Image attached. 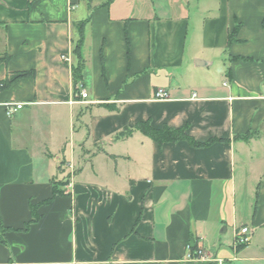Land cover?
Here are the masks:
<instances>
[{
	"label": "crops",
	"instance_id": "0c3cea01",
	"mask_svg": "<svg viewBox=\"0 0 264 264\" xmlns=\"http://www.w3.org/2000/svg\"><path fill=\"white\" fill-rule=\"evenodd\" d=\"M263 16L264 0H0V264H264ZM143 120L222 140L118 135Z\"/></svg>",
	"mask_w": 264,
	"mask_h": 264
},
{
	"label": "trees",
	"instance_id": "16d2710c",
	"mask_svg": "<svg viewBox=\"0 0 264 264\" xmlns=\"http://www.w3.org/2000/svg\"><path fill=\"white\" fill-rule=\"evenodd\" d=\"M91 1V0H89ZM90 18L86 17L81 20H77L73 22V28L75 32V37L72 39L73 43V55H74V62L72 63V73H73V82L75 86V91L78 89V84L83 81L84 78V69H85V59L83 56V45L85 42V28L89 22ZM262 25L264 26V16L262 18ZM240 25H235L232 32L229 35V42H232L239 30ZM229 71V69H228ZM230 72V71H229ZM25 74V73H24ZM3 87L7 85L6 82L0 84ZM133 130H138L145 134L146 136L150 137L154 141H156L159 145H162L165 142H176L185 140L189 142L194 147H206L213 144L216 141L222 140L217 138H210L205 142H201L196 140L191 134L188 132V125L173 128L168 125H164L163 127L156 128L153 127L149 120L138 121L133 128H125L121 133L118 135H125ZM251 137L250 134H247L246 138ZM63 191L59 188L58 183L55 182V189L54 195L62 194ZM35 219L38 216L34 215ZM6 228L0 225V236L4 234ZM246 244L238 245L239 247L244 246Z\"/></svg>",
	"mask_w": 264,
	"mask_h": 264
},
{
	"label": "built area",
	"instance_id": "2783aa9c",
	"mask_svg": "<svg viewBox=\"0 0 264 264\" xmlns=\"http://www.w3.org/2000/svg\"><path fill=\"white\" fill-rule=\"evenodd\" d=\"M63 59L65 61L69 60V58L66 55H63ZM155 95L156 98L158 99H166L169 97V92L165 88H159L157 89ZM81 96L82 98H86L88 96V92L83 90L81 92ZM193 96H196V94L194 93ZM23 106L24 104L22 103H7L6 112L9 116H12ZM251 233L252 230L249 226H241L240 228H238L235 232V245L238 246L242 244H247L250 240ZM204 255L205 254L202 249H197L193 254H190V257H195V256L203 257Z\"/></svg>",
	"mask_w": 264,
	"mask_h": 264
},
{
	"label": "rangeland",
	"instance_id": "374dc122",
	"mask_svg": "<svg viewBox=\"0 0 264 264\" xmlns=\"http://www.w3.org/2000/svg\"><path fill=\"white\" fill-rule=\"evenodd\" d=\"M216 79H217L218 82H222L223 80H227V79L224 78V77H223V78H220V76H217Z\"/></svg>",
	"mask_w": 264,
	"mask_h": 264
}]
</instances>
